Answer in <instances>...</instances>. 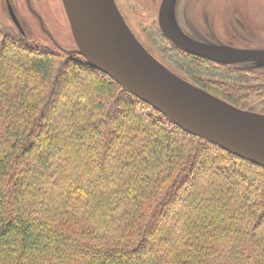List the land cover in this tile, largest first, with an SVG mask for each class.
Segmentation results:
<instances>
[{"label":"trees","instance_id":"1","mask_svg":"<svg viewBox=\"0 0 264 264\" xmlns=\"http://www.w3.org/2000/svg\"><path fill=\"white\" fill-rule=\"evenodd\" d=\"M156 36L197 87L248 111L264 98ZM0 264H264V168L0 25Z\"/></svg>","mask_w":264,"mask_h":264},{"label":"water","instance_id":"2","mask_svg":"<svg viewBox=\"0 0 264 264\" xmlns=\"http://www.w3.org/2000/svg\"><path fill=\"white\" fill-rule=\"evenodd\" d=\"M62 1L77 46L66 54L82 56L184 131L264 168V113L240 109L167 69L140 43L115 0ZM172 1L163 0L159 24L179 50L223 65L264 64V50L207 45L184 36L170 22Z\"/></svg>","mask_w":264,"mask_h":264},{"label":"rangeland","instance_id":"3","mask_svg":"<svg viewBox=\"0 0 264 264\" xmlns=\"http://www.w3.org/2000/svg\"><path fill=\"white\" fill-rule=\"evenodd\" d=\"M12 1L16 4L26 37L50 44H53V39V45L63 53L76 47L62 0H33L35 8L32 9L42 19L41 27L38 17L30 12V8H26L25 0ZM115 1L140 43L167 69L193 84L176 68L173 55L166 53L168 46L156 36L160 28L159 11L163 0ZM4 6V0H0V22H3L0 25L19 33ZM169 19L175 29L194 42L264 50V0H173ZM43 28L50 32L51 37ZM226 66L248 72L256 80L252 81L251 87L264 90V64L246 62L228 63ZM254 111L264 113V98L257 100Z\"/></svg>","mask_w":264,"mask_h":264},{"label":"flooded vegetation","instance_id":"4","mask_svg":"<svg viewBox=\"0 0 264 264\" xmlns=\"http://www.w3.org/2000/svg\"><path fill=\"white\" fill-rule=\"evenodd\" d=\"M25 2H26V8H30V9H29L30 12H32L34 15H36V16L38 17V20H39V22H40L39 24H40V27H41V23H42V21H41L39 15H37L36 13H34V11H33V9H32V8H35L34 5H33V0H25ZM4 5H5L4 8L7 9V13H8V15H9V18H10L11 23H12V24L18 29V31H19V33H20L21 35H23L24 37H26V36H27V35H26V32H25L26 30H25V28L23 27V25H22V23H21V21H20L19 15H18V13H17V7H16L15 2L12 1V0H4ZM15 18H17V20H18V22H19L21 28L23 29L24 33H22L21 30L19 29L17 23L15 22ZM0 23L3 24V22H0ZM43 30H44V32H46V33L50 36V32H49L47 29H44V28H43ZM50 37H51V36H50ZM51 41L53 42V44L55 43L53 39H51ZM224 45H228V44H224ZM228 46H231V47H234V48H238V47L233 46V45H231V44H229ZM75 49H77V46H76L74 49H70V50H75ZM238 49H239V48H238ZM241 49H249V50L251 49V50H253L254 48H245V47H241ZM256 49H257V48H256ZM70 50H68V51H70Z\"/></svg>","mask_w":264,"mask_h":264}]
</instances>
